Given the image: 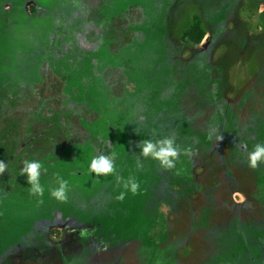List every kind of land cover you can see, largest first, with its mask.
I'll return each mask as SVG.
<instances>
[{"label": "rangeland", "instance_id": "374dc122", "mask_svg": "<svg viewBox=\"0 0 264 264\" xmlns=\"http://www.w3.org/2000/svg\"><path fill=\"white\" fill-rule=\"evenodd\" d=\"M197 20L205 37L184 44ZM169 135L195 154L138 169L137 145ZM257 143L264 0H0V264H264ZM113 152L140 183L123 201L88 171ZM24 160L47 168L42 198ZM57 175L67 202L50 194Z\"/></svg>", "mask_w": 264, "mask_h": 264}, {"label": "clouds", "instance_id": "9594fccd", "mask_svg": "<svg viewBox=\"0 0 264 264\" xmlns=\"http://www.w3.org/2000/svg\"><path fill=\"white\" fill-rule=\"evenodd\" d=\"M211 139V136H209ZM217 141H221L223 137L221 135L216 137ZM141 149L140 155L137 156L136 167L142 168L143 164L139 157L145 159L151 158L159 163L160 167L166 171L176 169V165L179 162L181 155L191 158L195 153L188 148H182L176 143V138L173 135L164 136L160 139L144 140L137 145ZM237 148L247 149L246 145L238 143ZM117 159V153L113 152L110 155L100 153L91 159L88 171L94 173L97 177L100 176H113L118 185H122L123 190L116 197L118 201H123L127 193L132 195L139 194L140 183L135 177H128L125 179L119 175V170L116 167L115 160ZM246 164L252 170L258 169L261 165H264V144L257 143L254 145L253 150L248 153ZM7 164L0 160V176L7 171ZM182 169L176 170V175L181 174ZM47 173V168L43 164L36 160H24L23 167L21 169V175L27 177V182L30 185V195L42 198L45 193V187L41 184L42 174ZM55 187L49 189L51 196L59 202H67L68 193L70 191L69 182L57 175L55 177ZM39 203H43L40 199ZM87 230L84 229L83 232ZM83 234V233H82Z\"/></svg>", "mask_w": 264, "mask_h": 264}, {"label": "trees", "instance_id": "16d2710c", "mask_svg": "<svg viewBox=\"0 0 264 264\" xmlns=\"http://www.w3.org/2000/svg\"><path fill=\"white\" fill-rule=\"evenodd\" d=\"M204 37H205V32L200 26V21L197 20V21H195L194 25L182 35L181 40L184 44H190V45L198 46ZM223 132H224V138H223L222 142L227 147V149H228L227 151L230 152L235 148V144L233 143L234 140L232 139V134L230 131L228 132L227 128L224 126H223ZM188 147H190L193 151L195 150L194 143H191L190 145H188ZM39 156L42 157V154ZM128 161L129 160H123V162H125V163ZM127 165L128 164H124L122 166L129 167ZM128 172H131V170L129 169ZM253 244L256 245V247H257L256 250H258L259 246L257 245V243H255V241H254Z\"/></svg>", "mask_w": 264, "mask_h": 264}, {"label": "flooded vegetation", "instance_id": "af4514ba", "mask_svg": "<svg viewBox=\"0 0 264 264\" xmlns=\"http://www.w3.org/2000/svg\"><path fill=\"white\" fill-rule=\"evenodd\" d=\"M3 9L4 10H6V11H11V8L9 7V6H7V5H5L4 7H3ZM87 237H89V236H87ZM89 239V238H88ZM91 239V238H90ZM43 246V245H42ZM47 248H49L48 247V245H47Z\"/></svg>", "mask_w": 264, "mask_h": 264}]
</instances>
